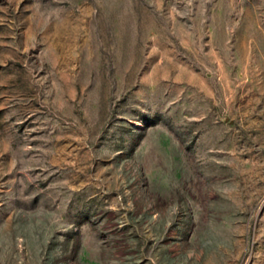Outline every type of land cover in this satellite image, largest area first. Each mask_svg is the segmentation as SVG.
<instances>
[{"label":"rangeland","instance_id":"1","mask_svg":"<svg viewBox=\"0 0 264 264\" xmlns=\"http://www.w3.org/2000/svg\"><path fill=\"white\" fill-rule=\"evenodd\" d=\"M0 264H264V0H0Z\"/></svg>","mask_w":264,"mask_h":264}]
</instances>
